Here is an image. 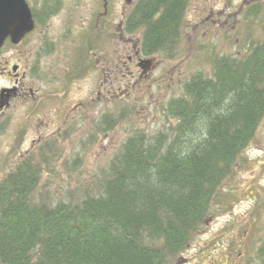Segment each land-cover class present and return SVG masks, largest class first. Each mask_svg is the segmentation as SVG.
<instances>
[{
    "label": "trees",
    "instance_id": "1",
    "mask_svg": "<svg viewBox=\"0 0 264 264\" xmlns=\"http://www.w3.org/2000/svg\"><path fill=\"white\" fill-rule=\"evenodd\" d=\"M187 2L141 4L145 55L175 53ZM179 90L162 106L165 131L134 132L97 190L82 197L37 199L34 159L9 169L0 181V264H171L204 224L264 113V42L217 56L211 73L190 74Z\"/></svg>",
    "mask_w": 264,
    "mask_h": 264
},
{
    "label": "rangeland",
    "instance_id": "2",
    "mask_svg": "<svg viewBox=\"0 0 264 264\" xmlns=\"http://www.w3.org/2000/svg\"><path fill=\"white\" fill-rule=\"evenodd\" d=\"M66 1L77 3L75 13L89 2ZM27 2L33 6V0ZM252 10L257 13L247 16ZM67 30L64 33L54 22L48 28L49 33L42 37L34 31L21 46L9 40L0 48V88L14 81L11 71L17 65L19 74L23 75L22 83L31 87L35 96H29L27 90L25 97H13L4 114L6 118L2 121L7 124V130L6 136L0 138V179L11 167L5 155L9 150L8 135L17 138V143L22 145L20 148L24 149L36 137L34 130L39 119H57L67 106L70 111L64 123L70 125L69 132L64 134L66 139L60 143L56 136L54 152L44 143L38 155L31 156L41 172L34 195L51 203L97 190L110 160L134 132L145 131L148 135L164 132L168 117L162 106L180 93V84L190 74L200 71L207 75L213 70L217 56L237 55L253 41L264 42V0H189L184 8L182 35L175 53L169 56L157 52L154 66L140 83L138 81L140 85H130L128 96L116 98V125L106 135L98 123L99 112L110 107L106 105L107 98H95L99 72H91L95 66L87 65L89 58L70 55L98 49L100 44L96 39L83 41L78 33L85 29L77 25ZM52 31L61 33L59 41H51ZM122 64L118 78L123 72ZM56 83L62 85L61 96L65 100L60 93L55 94ZM92 98L95 99L92 101ZM59 122L55 121L54 127ZM51 129L53 127L47 126L42 131ZM237 161L235 169L223 179L214 195L204 224L171 264H254L264 258V113Z\"/></svg>",
    "mask_w": 264,
    "mask_h": 264
},
{
    "label": "flooded vegetation",
    "instance_id": "3",
    "mask_svg": "<svg viewBox=\"0 0 264 264\" xmlns=\"http://www.w3.org/2000/svg\"><path fill=\"white\" fill-rule=\"evenodd\" d=\"M142 3H145V0H89V2L85 3V6L79 9L77 13H75L77 3L69 4L66 0H33V6L28 4L34 22V27L29 33L38 31V34L42 37L44 34L49 33L48 28L50 25L52 26L54 22L57 26L63 28L64 33H67V29H70L71 25H77L79 28L85 29L80 30L78 33V36L80 38L82 37L81 39L83 41L87 40L92 42L96 39L95 41H98L100 44V46L98 45V49L77 51L75 53H70V55H74V58H89L90 60L86 62L87 65L94 64L95 66L91 72L94 70H98L99 72L95 98L96 100L107 98L108 103L106 105L110 107L108 109L103 108L102 111L99 112L100 116L98 123L101 124V122L103 123L104 120H106V124H104L105 122L103 123L104 135H106L108 131L114 129L116 125L115 116L117 113V106L114 103L116 98L123 97L124 95L128 96L130 94V85L139 84L141 81L140 79L148 75L150 69L154 66L156 53L145 55L139 45L144 31V24L141 23L138 16V10ZM89 27L91 31H88ZM29 33L25 34L24 37L14 45L17 47L21 46L23 40ZM51 39L53 42L59 41L61 39V33L54 34V31H52ZM7 41H9L8 38L5 40L4 44ZM41 46L42 42L40 41L39 48ZM62 53L68 56L65 52ZM119 60L124 64L120 63ZM92 61L94 63H92ZM145 61L150 63L149 70L147 69L148 71H145L143 68L146 65ZM121 64L123 72L120 75L121 77L118 78V68L121 67ZM55 68L56 67H54V70L56 71ZM62 68L60 69L62 70ZM79 69L72 68L74 71ZM11 72H13L14 81L10 86H3L0 88V138L6 136L5 131L7 130V124L2 120L6 118L4 114L11 99L13 97H25L27 90L30 92L29 96L35 97L32 88L26 87L22 83L21 77H23V75L19 74V69L16 68L13 70L12 68ZM91 72L89 71L88 73ZM125 80H127V82H124ZM61 86L60 83H56L53 86L55 94L60 93V96L62 95ZM123 86L126 87L122 88ZM57 90H59V92H56ZM118 92L120 94H118ZM61 98L65 100L63 96H61ZM95 98H92V101ZM89 103L91 102L89 101ZM69 116L70 111L67 106L57 119L53 120L52 118L48 121L39 119L36 122L34 130L36 137L32 138L28 147L24 149L20 148L22 145L21 143H17V138L14 139L13 136L8 135L6 142L9 150L5 153V155L8 156L9 164H11V167L8 169H16L17 166L23 165L26 159L31 160V156L38 155L44 143L48 145V149L51 152H54L57 148L56 136H58L57 138L60 140V143H62L66 139V135L64 138L65 132H69L70 125H64V123H67ZM57 120L60 122L54 127V123ZM107 120L108 122L114 123L113 127L110 129L106 128L109 126ZM47 126L53 127V129H51L50 132H43L42 130L47 128ZM84 127L86 128V126ZM54 128H56V130H54ZM96 134L98 137L100 136V133ZM3 178L4 177L1 179Z\"/></svg>",
    "mask_w": 264,
    "mask_h": 264
},
{
    "label": "water",
    "instance_id": "4",
    "mask_svg": "<svg viewBox=\"0 0 264 264\" xmlns=\"http://www.w3.org/2000/svg\"><path fill=\"white\" fill-rule=\"evenodd\" d=\"M34 27L32 13L27 0H0V48L8 38L16 44ZM143 67L149 69V62ZM13 70L17 68L14 65Z\"/></svg>",
    "mask_w": 264,
    "mask_h": 264
}]
</instances>
